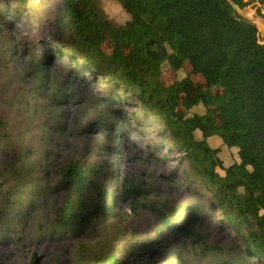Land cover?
<instances>
[{
  "label": "rangeland",
  "instance_id": "obj_1",
  "mask_svg": "<svg viewBox=\"0 0 264 264\" xmlns=\"http://www.w3.org/2000/svg\"><path fill=\"white\" fill-rule=\"evenodd\" d=\"M95 1L113 24L130 19L116 0ZM85 7L92 11V3ZM157 9L147 0L142 13L155 19ZM237 10L250 12L246 18L264 41V10ZM64 12L65 0H0V264H110L108 255L116 258L111 264H264L247 257L168 127L145 111L130 90L75 57ZM93 23L91 17L86 25L98 34ZM165 38L173 48V36ZM185 55L180 48L171 59L192 80ZM131 62L139 66L146 60ZM195 78L191 84L201 103L192 110L208 114L196 134L218 133L228 143L230 129L218 126L203 100L207 81L202 75ZM170 101L173 110L184 111L174 94ZM219 142L206 145L213 148ZM76 159L91 171L90 215L77 232H57L53 219L68 188L59 169ZM126 179L142 182L148 191L139 203L159 206L167 200L170 213L183 204V220L198 205L192 225L209 236L207 242L200 245L184 234L161 231L157 214L123 196Z\"/></svg>",
  "mask_w": 264,
  "mask_h": 264
},
{
  "label": "trees",
  "instance_id": "obj_2",
  "mask_svg": "<svg viewBox=\"0 0 264 264\" xmlns=\"http://www.w3.org/2000/svg\"><path fill=\"white\" fill-rule=\"evenodd\" d=\"M116 1L130 16L118 25L101 15L95 0H65L68 47L82 65L130 90L145 111L168 127L194 176L208 190L205 196L240 237L247 257L264 262V41L257 25L237 10L255 6L264 10V0H152L158 5L155 19L142 13L147 0ZM88 3L93 6L90 13L85 7ZM91 17L98 34L86 25ZM165 34L173 36V48ZM180 48L186 51L184 64L192 80L178 60L171 59ZM141 58L145 64H132ZM197 75L207 81L208 91L201 94L216 123L230 129L228 143L218 133L196 134L208 117L205 110L198 114L192 110L201 103L191 84ZM172 94L183 107L182 113L172 109ZM133 116L138 118L136 113ZM218 139L213 148L206 145ZM59 173L68 188L53 227L73 234L90 215L87 181L91 171L76 159L63 164ZM147 193L142 182L125 180L123 196L157 214L161 231L184 234L200 245L207 242L209 236L192 225L198 205L189 208L191 215L183 220V204L170 213L167 200L159 206L139 203ZM115 259L107 256L110 264ZM142 260L136 259L138 263Z\"/></svg>",
  "mask_w": 264,
  "mask_h": 264
},
{
  "label": "crops",
  "instance_id": "obj_3",
  "mask_svg": "<svg viewBox=\"0 0 264 264\" xmlns=\"http://www.w3.org/2000/svg\"><path fill=\"white\" fill-rule=\"evenodd\" d=\"M242 10V9H241ZM244 10V9H243ZM250 10V9H249ZM238 12L241 14V15H243L244 17H246V15L248 16V13H250V12H246V11H240V10H238Z\"/></svg>",
  "mask_w": 264,
  "mask_h": 264
},
{
  "label": "bare ground",
  "instance_id": "obj_4",
  "mask_svg": "<svg viewBox=\"0 0 264 264\" xmlns=\"http://www.w3.org/2000/svg\"><path fill=\"white\" fill-rule=\"evenodd\" d=\"M158 8V5L156 4V9ZM156 13V12H155Z\"/></svg>",
  "mask_w": 264,
  "mask_h": 264
}]
</instances>
